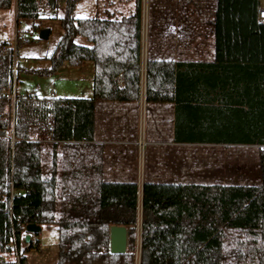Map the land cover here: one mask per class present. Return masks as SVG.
<instances>
[{"label":"trees","instance_id":"trees-1","mask_svg":"<svg viewBox=\"0 0 264 264\" xmlns=\"http://www.w3.org/2000/svg\"><path fill=\"white\" fill-rule=\"evenodd\" d=\"M16 1V20H29L32 30H40L41 0ZM50 1L55 8L57 0ZM78 1L64 2L63 15L58 18L63 32L47 57L49 67L30 72L47 76L65 63L79 66L92 62V97L27 95L17 96L12 104L2 93L10 90L13 82L19 41L15 49L8 42L0 43V131L12 128L16 139L13 142L10 136H0V251L16 249L19 264L26 261L20 248L27 224L56 226V264H134L136 182L78 176L67 168L58 176L55 158L48 171L42 170L40 135L49 132L53 146L56 142H89L94 136L97 102H136L139 98L142 0H135L132 14L120 18L75 17ZM10 5L11 0H0V9ZM259 6V0H216L215 62L147 59L146 102L175 101L177 117L180 105L198 116L207 99L200 89L231 92L236 88L237 81L229 75L236 62L264 73V21H259ZM77 36L88 44H78ZM20 71L25 69L17 64L16 75ZM208 71L216 76L208 78ZM251 87L256 94L250 100L217 95L224 126L188 128L177 124L175 140L257 146L260 183L144 180L139 264H264V77L257 78ZM239 104L246 109L238 126L236 122L231 125ZM33 132H37L36 139L31 137ZM113 225L127 229V251L123 254L109 251ZM26 248H38L37 242L29 241Z\"/></svg>","mask_w":264,"mask_h":264},{"label":"crops","instance_id":"crops-1","mask_svg":"<svg viewBox=\"0 0 264 264\" xmlns=\"http://www.w3.org/2000/svg\"><path fill=\"white\" fill-rule=\"evenodd\" d=\"M16 2V0H11L15 16ZM259 5V8L264 9L261 0H259ZM134 9L135 0H79L74 15L78 18H120L129 16L134 12ZM215 12L216 0H142L141 68L138 101L97 102L94 111V136L93 140L89 142H67V144L56 142V145L53 146L54 142L50 140L49 132L39 137L37 132H33L32 139L38 137L42 145L41 162L43 172L49 170L55 158L58 176L63 169L67 168L68 171L72 169L78 176L92 175L101 177L104 181H135L137 184V200L140 207L142 185L145 180L143 173L147 166L146 154L143 153L142 155V150L144 148L145 151L147 146L166 145L168 146L167 153L162 154L163 150H157L156 159L159 161L155 160L154 166L163 170L161 174L165 177L160 182L171 183L173 177L180 174H177L176 169V147L198 145L196 143L176 142L175 129L177 124L180 127L188 128L224 126L226 120L221 116L222 109H218L220 104L217 95L218 97H228V99L232 97V100L236 101L250 100V97L256 94V89L251 87L252 82L256 81L257 78L264 77V73L256 71L252 65L236 62L229 71L230 77L237 81L236 88L231 92L227 90L218 92L219 90L212 88L200 89L201 94L207 99L205 106L200 108L198 116L197 114L192 115L193 110L191 108L183 109L180 105L177 117L175 101L146 102L145 64L147 59L201 64L215 62V30L213 25ZM259 21L262 22L264 19L259 18ZM71 68L73 78L79 83L83 82L85 84L82 91L80 89L81 92H79L77 98L92 97L93 63L86 61L79 66H71ZM208 72L210 74L208 78L216 76L215 72ZM193 93L196 94V91H193ZM187 94L190 93L187 92ZM17 96L21 95L17 94ZM235 107L236 111L231 118V125L236 122L238 126V122L242 119L241 114L246 106L239 104ZM194 112L198 111L194 110ZM147 126L151 130L149 135L146 136L142 131ZM0 136H10L13 137V140H16L12 128L2 131V133L0 131ZM68 143L77 146H67ZM201 145L217 147L229 144L211 141ZM62 161L65 164L64 168H61ZM183 168L179 170H183ZM188 168V173L182 171L184 178H188L187 175L191 172L190 166ZM139 224L141 225V214ZM137 235L138 233H135L134 250L141 244V239ZM31 237L30 234V241ZM35 242H37L38 248L45 249V246L41 245L38 239ZM27 244L28 242L24 240L21 246H27Z\"/></svg>","mask_w":264,"mask_h":264},{"label":"rangeland","instance_id":"rangeland-1","mask_svg":"<svg viewBox=\"0 0 264 264\" xmlns=\"http://www.w3.org/2000/svg\"><path fill=\"white\" fill-rule=\"evenodd\" d=\"M65 0H57L55 8L51 7L47 0L40 1L39 9L42 19L41 29H49L47 38H39V30L30 28L29 20H16L13 4L8 9H0V43L8 42L15 47V58L17 64L25 71H20L16 78V92L18 95L26 96L32 94L36 97H50V91L55 93L56 98H77L79 92L84 88L83 82L77 81L72 76V68L69 64H63L54 74L40 76L30 72L34 69L49 67L47 57L52 53L63 30L58 18L63 15ZM264 7V0H261ZM42 10L46 14H42ZM75 41L78 44H88L86 40L77 36ZM27 59V62H24ZM81 89V91H80ZM149 126L143 129V133L149 135ZM168 146H150L142 150L146 154L147 166L143 177L145 180L160 182L164 179L162 169H157L155 160L157 150L167 153ZM264 149V147H263ZM144 151V152H143ZM165 155V154H164ZM160 163V162H159ZM163 163V162H161ZM182 166H185L184 168ZM188 178H184L182 171L189 172ZM176 169L179 175L173 177L174 183H239V184H259L260 173L258 170V147L248 145H219L211 147L207 145H189L176 147ZM183 168V170H179ZM186 168V169H185ZM157 169V170H156ZM141 205L137 207L136 234L141 239L140 213ZM31 241L39 240L45 249L21 246L20 253L25 256L24 264H56L58 235L55 225L42 226L38 234H31ZM0 260L4 262L17 263L16 252L12 249L9 252L0 251ZM136 255L134 250V264Z\"/></svg>","mask_w":264,"mask_h":264},{"label":"water","instance_id":"water-1","mask_svg":"<svg viewBox=\"0 0 264 264\" xmlns=\"http://www.w3.org/2000/svg\"><path fill=\"white\" fill-rule=\"evenodd\" d=\"M51 7L53 2L48 0ZM49 34V29L44 28L39 30V38L45 39ZM15 140H13L14 142ZM40 225L27 224L25 227V241H30V234H36L40 232ZM127 249V229L125 226L113 225L109 229V251L112 254H123Z\"/></svg>","mask_w":264,"mask_h":264},{"label":"built area","instance_id":"built-area-1","mask_svg":"<svg viewBox=\"0 0 264 264\" xmlns=\"http://www.w3.org/2000/svg\"><path fill=\"white\" fill-rule=\"evenodd\" d=\"M42 14H46V11L42 10ZM258 17L260 19H264V9L263 8H259L258 9ZM13 49H15V47H13ZM24 62H27V59H24ZM16 65H17V60H16L15 54H14V62H13V82H12V85H11L10 90H7V91H5V92L2 93V96L5 99L10 100L12 104H14L15 98L17 97V94H16L17 93L16 92V81H17L16 80ZM50 97H54V92L53 91H50ZM10 116H11V118H13V108H12V111H11ZM1 133H2V131H1ZM14 250L16 252V258H17V263H18L19 255H18L16 249H14ZM135 255H136L135 264H139V257H140V246L139 245L136 247Z\"/></svg>","mask_w":264,"mask_h":264}]
</instances>
